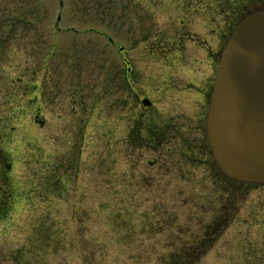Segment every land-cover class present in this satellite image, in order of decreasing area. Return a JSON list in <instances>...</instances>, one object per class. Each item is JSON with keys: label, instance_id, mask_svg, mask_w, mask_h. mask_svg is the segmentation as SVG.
I'll use <instances>...</instances> for the list:
<instances>
[{"label": "rangeland", "instance_id": "1", "mask_svg": "<svg viewBox=\"0 0 264 264\" xmlns=\"http://www.w3.org/2000/svg\"><path fill=\"white\" fill-rule=\"evenodd\" d=\"M212 4L0 0V264L20 255L28 264H166L222 217L191 264H264V191L240 186L226 196L218 173L222 190L186 172L173 184L165 170L154 172L157 153L118 143L134 92L164 74L150 65L149 42L164 47L182 30L177 77L199 88L213 79L215 37L237 17L206 16ZM122 59L126 94L117 85ZM174 185L187 189H161Z\"/></svg>", "mask_w": 264, "mask_h": 264}, {"label": "flooded vegetation", "instance_id": "2", "mask_svg": "<svg viewBox=\"0 0 264 264\" xmlns=\"http://www.w3.org/2000/svg\"><path fill=\"white\" fill-rule=\"evenodd\" d=\"M211 1H213V6H211L213 7L212 13L216 17H220L222 14V17H226V12H230L231 15L234 14L237 17L231 26L223 30L219 36L216 35L215 45L218 51L222 40L229 35L235 22L238 18L242 17V14H239L237 8L233 9L229 6L231 0H222L220 3L219 0ZM241 3H244L243 11H246L248 6L249 8H259L254 3V0L232 1L233 5ZM262 3L264 7V0ZM182 36L183 34L177 30L174 32L172 38L167 40L168 42L164 44V47H162L159 39L149 42L145 46L149 54L153 52L154 46L155 48L158 47L157 49L163 50V55L160 57L153 56L149 62L152 66L156 65L159 71L163 70L164 74L154 77V80L160 79L159 84L156 83L152 86L150 85L152 81L147 80V82H150L147 84L149 88H145L146 90L139 89L138 93L134 92V94H139V96L135 97L137 105L134 103V107L129 110L130 117L127 119L126 124L122 121L120 122L122 123L120 128L123 127V138H119L118 143L120 146L128 144L139 149L157 153L158 157L154 159V165H156V167H153L154 172L157 174L165 170L166 174H170L169 178H172L171 182L173 184H178L173 182L174 179L186 178L184 175L186 172L188 177H191L190 179L195 178L198 180L201 177V181H198L202 182L207 177L214 186H220L221 182L217 180L216 174L218 173L221 176V173L213 163L205 131V99L208 96L207 88H209L210 80L199 88L191 82L184 81L181 76L180 78L177 77V73L179 74L184 70L181 67L179 71H176V67L179 66L184 57L181 48L178 47L179 42L182 41ZM216 55L217 53L209 55L212 65H214L213 58ZM124 65H126L125 62ZM119 72L120 70L117 72V85L121 94H126V89L123 90L124 86L128 84L126 83V70L125 68L123 69L122 81L120 80ZM128 86L130 88V85ZM191 91H197L198 94H189ZM168 92L174 94H166ZM194 95L199 97V101H196V103L200 102V100L201 103L198 118L195 119V123H192L193 116L197 115L193 112L194 107L190 103V98ZM162 105H165V107ZM167 116L171 117L167 118ZM109 140H111V137H109ZM121 140L125 144L120 143ZM183 170L185 171L183 172ZM199 173L201 176H199ZM157 185H159L158 182ZM197 185L196 187L201 189L200 183ZM230 188L234 189V187ZM161 189L179 192L187 188L174 185L171 187L163 186ZM202 189H205V187H202ZM255 190L264 191V187H256ZM203 235H206V233H203ZM195 250L198 252L200 248Z\"/></svg>", "mask_w": 264, "mask_h": 264}, {"label": "water", "instance_id": "3", "mask_svg": "<svg viewBox=\"0 0 264 264\" xmlns=\"http://www.w3.org/2000/svg\"><path fill=\"white\" fill-rule=\"evenodd\" d=\"M207 136L223 174L264 184V12L244 19L220 56Z\"/></svg>", "mask_w": 264, "mask_h": 264}, {"label": "bare ground", "instance_id": "4", "mask_svg": "<svg viewBox=\"0 0 264 264\" xmlns=\"http://www.w3.org/2000/svg\"><path fill=\"white\" fill-rule=\"evenodd\" d=\"M182 71H184V70H182Z\"/></svg>", "mask_w": 264, "mask_h": 264}]
</instances>
